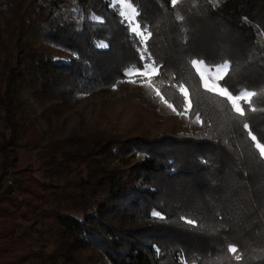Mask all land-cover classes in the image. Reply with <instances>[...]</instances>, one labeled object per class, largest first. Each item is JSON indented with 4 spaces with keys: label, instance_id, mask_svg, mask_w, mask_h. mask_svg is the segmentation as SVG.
<instances>
[{
    "label": "trees",
    "instance_id": "16d2710c",
    "mask_svg": "<svg viewBox=\"0 0 264 264\" xmlns=\"http://www.w3.org/2000/svg\"><path fill=\"white\" fill-rule=\"evenodd\" d=\"M132 2L152 32L161 93L179 108L174 85L189 89L188 123L55 138L79 95L108 93L140 66L137 38L113 0H0V264H83V253L110 264H210L231 256L230 244L244 256L231 264H264V161L242 123L264 143V93L257 111L234 118L190 66L228 61L220 83L260 93L264 0ZM196 114L204 123L193 131Z\"/></svg>",
    "mask_w": 264,
    "mask_h": 264
},
{
    "label": "snow or ice",
    "instance_id": "6c2138e0",
    "mask_svg": "<svg viewBox=\"0 0 264 264\" xmlns=\"http://www.w3.org/2000/svg\"><path fill=\"white\" fill-rule=\"evenodd\" d=\"M111 3L112 0H109ZM172 7H176L180 0H170ZM219 0H215V5H218ZM117 6L119 7V15L123 17L122 23H126L130 34L137 38L139 44L138 51L140 52L141 64L139 67L131 66L125 71L126 80L121 82L131 83L133 85H139L151 89L157 97L160 98L162 103L169 108L177 116L186 117L192 109V102L190 99V92L185 84H176L174 87L177 88L182 102L180 107L174 106L161 93L159 84L163 81H157L155 78L160 75V65L152 58V54L149 51L148 41L152 36V32L148 29L147 25L141 24L138 20L140 12L138 7L132 2V0H117ZM95 19H100L96 17ZM177 19L182 20L183 17L177 14ZM107 47V45H102ZM190 66L194 69V77H198V85L204 89L205 92L211 93L212 95L219 97L221 103H225L229 106V111L235 113L234 118H242L246 115V108L248 111L255 112L257 108L254 106L253 100L259 94L264 93V89L258 93L255 90L242 89L238 93L233 94L226 85H222L220 82L225 79L228 75L231 65L228 61H224L219 65H210L202 59H192ZM116 85H113L115 88ZM194 122L200 123L203 126V121L199 114L194 117ZM243 128L247 130L248 138L250 139L251 147L254 149L255 154L261 161H264V143H261L257 136L254 135L250 129L249 124L243 121ZM152 215L158 219H165V217L157 210L152 211ZM188 225H195V221L190 218L181 217ZM157 249V253H159ZM264 252V248L260 249ZM227 253L231 256L225 255L224 257H217L211 261L210 264H223L224 259L229 260L231 264L232 260L241 262L244 259L243 253L235 246L228 245ZM195 264V261H193Z\"/></svg>",
    "mask_w": 264,
    "mask_h": 264
},
{
    "label": "rangeland",
    "instance_id": "374dc122",
    "mask_svg": "<svg viewBox=\"0 0 264 264\" xmlns=\"http://www.w3.org/2000/svg\"><path fill=\"white\" fill-rule=\"evenodd\" d=\"M113 5L117 6V0H113ZM31 105L32 115L43 137H47L45 132L48 128L41 127L37 120L40 110L33 102ZM175 123L185 126L188 115L177 116L151 89L125 82L108 93L79 95L73 103V109L57 126L55 138H67L75 129L83 131L97 126L112 135L131 136L145 129L158 135ZM199 126L200 123L193 122L191 129L196 131ZM44 144L47 146V140ZM6 183H11L10 178H7ZM81 261L83 264H110L100 253H83Z\"/></svg>",
    "mask_w": 264,
    "mask_h": 264
}]
</instances>
